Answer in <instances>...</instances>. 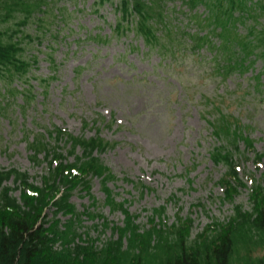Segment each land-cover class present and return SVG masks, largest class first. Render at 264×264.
I'll list each match as a JSON object with an SVG mask.
<instances>
[{"label":"rangeland","instance_id":"1","mask_svg":"<svg viewBox=\"0 0 264 264\" xmlns=\"http://www.w3.org/2000/svg\"><path fill=\"white\" fill-rule=\"evenodd\" d=\"M97 1L58 2L66 20L58 15L59 24H53L57 36L47 35L41 42L35 38L27 50L29 57L38 60L29 74L34 88L20 79L13 86L0 81V105L10 104L0 115V167L28 171L30 181L40 186L49 167L47 160L39 164L32 160L28 143L35 135L56 127L85 136L99 130L102 137L114 141L112 147L96 152L116 175L108 184L140 225L149 227L155 221L173 227L193 221L191 233L196 236L214 218L231 216L236 205L251 210L250 178L264 190V73L261 81L256 78L264 60L259 57L247 70L222 78L212 49L175 54L149 49L130 28L116 32L118 0ZM176 3L169 4L172 25L195 31L198 26L189 20L183 0ZM197 8L202 13L205 10L203 5ZM261 13L259 21L264 23ZM40 79H47L46 91ZM23 87L30 89V96L19 93ZM221 113L241 123L253 144V148L245 140L238 144L241 154L234 159L243 184L230 191L225 185L230 177L228 166L209 155L218 140L208 119ZM113 117L116 122L106 124ZM59 143L68 149L65 139ZM81 152L78 148L77 153ZM73 160L68 154L67 161ZM5 182L15 186L13 177ZM14 189L20 198L21 189ZM92 196L101 216L87 212ZM105 198L99 178H93L91 193L79 186L71 196L77 212L82 213L78 231H89L86 237H93L96 244L117 235L116 225L125 220L123 211H114ZM47 211L52 217L53 208ZM70 216L60 213L57 219L65 223ZM104 219L111 222L109 228L103 226ZM252 255V259L264 258V247H257Z\"/></svg>","mask_w":264,"mask_h":264},{"label":"trees","instance_id":"2","mask_svg":"<svg viewBox=\"0 0 264 264\" xmlns=\"http://www.w3.org/2000/svg\"><path fill=\"white\" fill-rule=\"evenodd\" d=\"M104 1L107 0H100ZM177 1L118 0L120 18L115 30L121 33L131 28L144 38L149 49L160 53L208 47L225 78L234 71L247 70L256 58L264 60V23L259 21L264 0H183L189 20L198 26L195 31L186 30L184 25H172L173 10L169 4ZM58 2L0 0V81L12 85L20 79L28 88H34L29 74L37 59L29 57L27 50L35 38L41 42L47 35L57 36L53 24L66 18ZM202 4L205 14L197 9ZM256 78L261 81V73ZM46 80L40 79L45 91ZM26 89H19V93L28 97L30 89ZM9 105H0V115ZM112 121L106 124L110 126ZM209 121L215 126L216 137L224 142L211 155L217 163L224 162L229 168L227 191L232 186L239 188L243 181L234 158L241 154L240 141H247V146L253 148L252 140L243 133L241 123L230 120L224 113ZM62 139L68 149L60 145ZM113 143L100 134L86 137L56 127L47 133L39 132L28 143L35 163L48 161L42 185L30 181L28 171L0 167V264H264V258H251L257 247H264V190L256 179L250 178L254 193L251 210L236 205L231 216L223 220L214 218L196 236L191 233L193 221L176 223L173 227L155 221L149 227L142 226L126 203L116 200L108 184L116 175L96 154ZM78 148L81 154L77 153ZM64 150L68 151L67 155ZM68 154L74 156L73 161H67ZM12 177L14 187L5 184ZM93 178L102 182L105 203L125 214L123 224L115 227L117 235L101 244H96L93 237H86L89 231H78L82 213L71 202L72 193L79 186L91 193ZM14 188L21 189L20 198L13 194ZM92 198V210L87 212L96 217L100 215L98 201ZM52 208L53 216L49 217L47 210ZM60 213L71 216L61 223L57 219ZM102 222L104 227H110L109 220Z\"/></svg>","mask_w":264,"mask_h":264}]
</instances>
